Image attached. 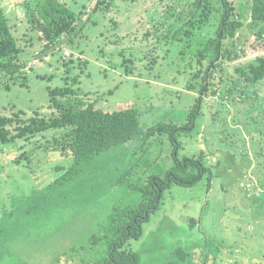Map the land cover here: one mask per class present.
Returning <instances> with one entry per match:
<instances>
[{
  "label": "rangeland",
  "instance_id": "374dc122",
  "mask_svg": "<svg viewBox=\"0 0 264 264\" xmlns=\"http://www.w3.org/2000/svg\"><path fill=\"white\" fill-rule=\"evenodd\" d=\"M62 1L86 14L96 0ZM37 2L3 0L23 46V66L14 76L0 74V115L18 109L58 115L49 89L64 86L69 72L79 81L69 83L75 89L71 95L58 98L65 107L84 101L106 111L133 105L144 134L158 123L169 130L150 138L141 133L80 164L63 183L57 179L71 157L42 147L35 148L33 160L16 162L25 141L0 145V264H55L58 257L65 264L63 255H100L108 217L138 205L150 194L152 177L197 171H178L174 152L182 162L199 161L204 173L193 184L165 188L139 238L125 247L139 253V264H168L177 248L188 255L181 264H264V81L250 84L235 71L240 63L264 56V44L253 31L242 28L235 38L238 55L211 68V86L203 91V76H196L202 66L185 47L187 41L156 43L168 30L157 20L165 2L112 0L110 10L91 13L71 45L66 41L46 52L28 21ZM233 2L247 14L246 0ZM124 58L134 61L128 72ZM255 88L258 92L251 93ZM197 104L200 110L192 117ZM170 125L184 129L171 134ZM35 139V146L45 145L40 136ZM194 255L201 258L197 263Z\"/></svg>",
  "mask_w": 264,
  "mask_h": 264
},
{
  "label": "trees",
  "instance_id": "16d2710c",
  "mask_svg": "<svg viewBox=\"0 0 264 264\" xmlns=\"http://www.w3.org/2000/svg\"><path fill=\"white\" fill-rule=\"evenodd\" d=\"M158 1L165 2V6L157 20L166 24L168 30L163 36L157 37L156 43L160 44L162 38L167 42L187 41L185 47L193 49V60L202 66L196 76H203V91H208L211 86L207 81V78L213 76L211 68L220 66L227 58L232 60L234 52L238 55L234 46L235 38L242 28L249 27L256 39L264 44V0H246L249 7L247 14L239 11L233 0ZM111 6L112 0H96L85 14L83 11H75L62 0H38L35 13L28 21L31 28L38 31L39 40L42 42L41 52H46L66 41L71 45L74 38L82 34L85 23L91 19V13L108 11ZM84 14L87 18L83 17ZM153 48L156 49L154 46ZM22 52L23 46L18 43L3 0H0V74L14 76L20 71L23 62H20L19 56ZM181 53L185 54V50H181ZM155 60H151V63ZM133 64L134 61L130 58L122 60L127 72ZM65 66L71 68L67 63ZM235 71L250 84L263 82L264 56L240 63L235 67ZM78 77L77 75L71 78L67 72L64 86L49 89L50 103L58 110L56 116L46 117L38 112L30 115L21 109L12 115H0V145L19 139L24 140L26 144L34 143L29 151L25 150L26 144L20 147L22 152L15 158L16 162L33 160L37 150L35 148L42 147L47 150L49 148V151L61 156L71 157L72 164L57 179L60 180L59 183L69 180L78 171L80 164L90 162L101 154L134 140L141 133L144 134L140 128L139 111L133 105L106 111L97 108L92 101H84L81 104L79 102L69 107L58 102V98H65L75 91L69 83L78 82ZM241 92L248 93V90L243 87ZM257 92L256 88L251 90L253 94ZM199 108V104L195 105V110L190 116L195 117ZM170 127L171 134L184 129L181 126ZM165 130H169L168 125L158 123L148 127L144 137L150 138L156 132ZM47 133L49 135H46ZM39 136L44 139L45 145L40 143L35 146L39 141L33 140ZM174 157L178 171L188 170L189 167L197 171L188 177H181L175 171H169L164 178L154 176L150 181V194H146L138 205L119 215H116L114 210L108 217L109 234L104 239L105 248L100 251L102 255H127L121 258L125 264H139V253L126 248L125 244H129L133 238H139L142 223L158 209L164 189L174 183L193 184L205 171V167L195 159L189 158L182 162L175 152ZM174 253V260L168 264H181L188 256L180 248L175 249Z\"/></svg>",
  "mask_w": 264,
  "mask_h": 264
},
{
  "label": "flooded vegetation",
  "instance_id": "af4514ba",
  "mask_svg": "<svg viewBox=\"0 0 264 264\" xmlns=\"http://www.w3.org/2000/svg\"><path fill=\"white\" fill-rule=\"evenodd\" d=\"M120 250H123V249L120 248ZM63 256L65 259V264H125L121 258L122 256L126 257L127 255H102L100 254V255H63ZM196 258L198 257L194 255V262L197 263L200 257L197 259V261H196ZM204 258H207V256L205 255ZM60 261H62V259L60 260L58 257L56 259L55 264H59Z\"/></svg>",
  "mask_w": 264,
  "mask_h": 264
}]
</instances>
